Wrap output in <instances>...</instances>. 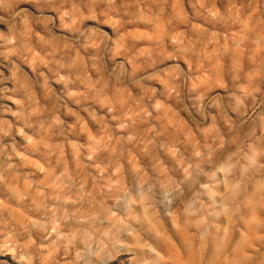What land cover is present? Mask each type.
Wrapping results in <instances>:
<instances>
[{
  "label": "clouds",
  "instance_id": "obj_1",
  "mask_svg": "<svg viewBox=\"0 0 264 264\" xmlns=\"http://www.w3.org/2000/svg\"><path fill=\"white\" fill-rule=\"evenodd\" d=\"M0 264H264V0H0Z\"/></svg>",
  "mask_w": 264,
  "mask_h": 264
}]
</instances>
